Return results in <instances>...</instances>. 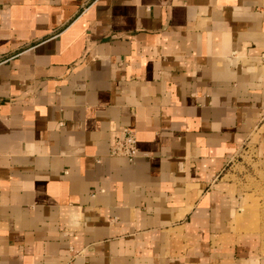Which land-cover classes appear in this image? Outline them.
<instances>
[{"label":"crops","instance_id":"1","mask_svg":"<svg viewBox=\"0 0 264 264\" xmlns=\"http://www.w3.org/2000/svg\"><path fill=\"white\" fill-rule=\"evenodd\" d=\"M262 127L264 0H0V264H264L222 176Z\"/></svg>","mask_w":264,"mask_h":264},{"label":"rangeland","instance_id":"2","mask_svg":"<svg viewBox=\"0 0 264 264\" xmlns=\"http://www.w3.org/2000/svg\"><path fill=\"white\" fill-rule=\"evenodd\" d=\"M222 176L238 201L232 229L239 238L253 239L264 254V127L252 132Z\"/></svg>","mask_w":264,"mask_h":264},{"label":"built area","instance_id":"3","mask_svg":"<svg viewBox=\"0 0 264 264\" xmlns=\"http://www.w3.org/2000/svg\"><path fill=\"white\" fill-rule=\"evenodd\" d=\"M110 155L133 161L138 155L137 139L133 130L123 129V136L116 139L110 147Z\"/></svg>","mask_w":264,"mask_h":264}]
</instances>
